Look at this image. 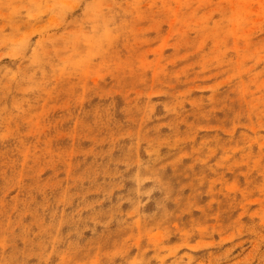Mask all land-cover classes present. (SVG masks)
<instances>
[{
    "label": "rangeland",
    "instance_id": "rangeland-1",
    "mask_svg": "<svg viewBox=\"0 0 264 264\" xmlns=\"http://www.w3.org/2000/svg\"><path fill=\"white\" fill-rule=\"evenodd\" d=\"M0 264H264V0H0Z\"/></svg>",
    "mask_w": 264,
    "mask_h": 264
}]
</instances>
